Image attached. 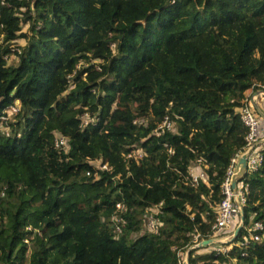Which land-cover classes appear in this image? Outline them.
<instances>
[{"label":"trees","instance_id":"trees-1","mask_svg":"<svg viewBox=\"0 0 264 264\" xmlns=\"http://www.w3.org/2000/svg\"><path fill=\"white\" fill-rule=\"evenodd\" d=\"M262 87L264 0H0V264H181L215 236ZM262 154L231 247L189 264H264Z\"/></svg>","mask_w":264,"mask_h":264},{"label":"built area","instance_id":"built-area-1","mask_svg":"<svg viewBox=\"0 0 264 264\" xmlns=\"http://www.w3.org/2000/svg\"><path fill=\"white\" fill-rule=\"evenodd\" d=\"M2 3H5V0H2ZM259 91V90H258ZM260 93L264 95V87L260 89ZM257 96L250 94L247 95L244 100V105L240 109V117L243 123L246 125L248 129V133L246 135V145L244 147L243 153H238L231 160V163L227 169L226 177L222 183V193L224 198L220 202L217 208V218L212 227L214 234H222L226 232L230 227L233 226L236 222V218L241 214L243 210L244 203L246 201V193L248 190V184L243 181L244 178L238 182L236 191L233 188V178L238 172L239 160L243 155L247 156L248 159V172L257 170L258 167L263 162V154L262 150L264 149V144L262 143L261 138L262 135V125L261 119L262 117L258 113L257 106L255 105V100ZM16 108L13 107L12 111H15ZM4 120H7V116H3ZM88 122L86 121V124ZM162 130L166 127L172 128L171 122L165 120L163 124L160 126ZM57 143L60 145H67V140L63 136H60L57 140ZM201 160L196 166H193L190 169V178L194 184H199L201 180H206L207 175L204 170V167L201 165ZM104 168L107 165L103 166ZM161 205H155L151 208L146 214V228L152 232H157L160 228L161 221L158 217V213L160 211ZM118 208H124L123 204H118ZM256 228L263 229V225L261 222L256 223ZM236 236V235H234ZM254 239L259 240L260 236L255 235ZM233 240V239H232ZM199 235L195 237V242L193 247L199 246ZM219 252H227L228 246H218L215 248ZM180 255V252H179ZM181 257V256H180ZM184 262V261H183ZM181 261V264H183Z\"/></svg>","mask_w":264,"mask_h":264},{"label":"rangeland","instance_id":"rangeland-1","mask_svg":"<svg viewBox=\"0 0 264 264\" xmlns=\"http://www.w3.org/2000/svg\"><path fill=\"white\" fill-rule=\"evenodd\" d=\"M28 28H29V24L24 25V28H23L24 29V32H26L28 30ZM17 42H18V45L19 44H24L25 43V40L24 39H20ZM13 57L14 56H12L11 62H13L15 60V58H13ZM86 121L87 122H90V118L89 117H85V124H86ZM134 156L136 158H140L142 156L141 150H138L137 152H135L134 153ZM238 220L239 221H236V223L233 224V226L230 227L226 232H223L222 234H220L218 236L221 239H224L225 240V243L215 242L216 244H218V245L221 246V245H224V244L228 245L231 242L232 238L235 237L234 235H236V230H237V228L239 226L238 223L241 221V219L238 218ZM213 247L215 248L216 246H213ZM213 247L212 248H209V249H206L205 251L200 249V250H198V253H206V252L210 251L211 249H213ZM229 247H231V246L229 245L228 248ZM187 255H188V251L187 250H183L182 252H180V256H181L180 259H181L182 262L184 261L183 264H188Z\"/></svg>","mask_w":264,"mask_h":264},{"label":"crops","instance_id":"crops-1","mask_svg":"<svg viewBox=\"0 0 264 264\" xmlns=\"http://www.w3.org/2000/svg\"><path fill=\"white\" fill-rule=\"evenodd\" d=\"M260 92H261L260 90L259 91L248 90L246 92V94L247 95L253 94V95L257 96V99L255 100V105L257 106L259 115L262 117V119H261V125H262V135H263V138H261V140H262V143L264 144V95H262ZM236 219H237L236 221H239L238 218H236ZM242 221L243 220L241 219V221L238 223V225H240ZM214 241L215 242H218V243H220V242L221 243H225V240L224 239H221L220 237H216ZM205 250L206 249H204V251Z\"/></svg>","mask_w":264,"mask_h":264},{"label":"water","instance_id":"water-1","mask_svg":"<svg viewBox=\"0 0 264 264\" xmlns=\"http://www.w3.org/2000/svg\"><path fill=\"white\" fill-rule=\"evenodd\" d=\"M248 171V159L246 155H243L240 160H239V165H238V172L233 178V188L236 191L238 182L241 181L247 174ZM242 219H244V215L242 212ZM241 229V226L237 229L239 231ZM208 241H205L204 244H207Z\"/></svg>","mask_w":264,"mask_h":264},{"label":"clouds","instance_id":"clouds-1","mask_svg":"<svg viewBox=\"0 0 264 264\" xmlns=\"http://www.w3.org/2000/svg\"><path fill=\"white\" fill-rule=\"evenodd\" d=\"M13 107H15L16 108V110L15 111H12V108ZM18 110H19V105H11L10 107H9V109H8V113L6 114V115H4V116H7L8 118H10V116H12L14 113H17L18 112ZM88 117V116H87ZM3 118V117H2ZM8 120V119H7ZM6 132H8V130L6 129ZM245 178V177H244ZM242 212H243V210H242ZM242 212H241V214L237 217V218H241L242 219ZM243 220V219H242ZM236 223V222H235ZM243 225V221L241 222V224L238 226V228L240 227V226H242ZM237 228V229H238ZM236 234H237V230H236ZM215 236H213V238H211L210 240H207L208 241V243L207 244H213V246H216L215 248H217L218 246H220V245H218V244H216L215 243V238L216 237H218L220 234H218V235H216V234H214ZM235 237H233L232 239H234ZM232 241V240H231ZM200 243H202L203 245H206V244H204V242L205 241H199ZM202 244H200L199 246H201ZM194 245V244H193ZM193 245L189 248V250L191 249V248H195V247H193ZM224 246H228V245H226V244H224ZM196 247H198V246H196ZM209 248V247H208ZM207 248V249H208ZM211 248V247H210ZM214 247H213V249H215ZM189 250H188V255H187V261H188V264H189V259H188V257H189Z\"/></svg>","mask_w":264,"mask_h":264}]
</instances>
